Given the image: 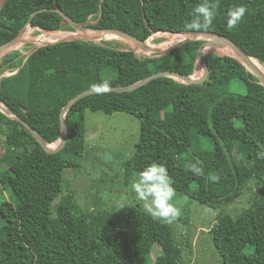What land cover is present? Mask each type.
<instances>
[{"label": "trees", "instance_id": "16d2710c", "mask_svg": "<svg viewBox=\"0 0 264 264\" xmlns=\"http://www.w3.org/2000/svg\"><path fill=\"white\" fill-rule=\"evenodd\" d=\"M204 2L59 0V6L77 23L93 21L89 28L120 29L144 41L159 32L218 33L264 65V0H208L217 5L212 25L186 28ZM239 5L247 11L238 27L229 30L227 12ZM55 7V0H6L0 9V47L30 20L33 28L74 31L61 15L51 12ZM201 44L191 42L165 56L142 58L132 48L82 40L44 45L29 56L14 50L1 59L0 72L10 76L2 81L0 100L52 144L61 137L63 107L78 94L105 82L110 87L133 85L164 71L192 76L199 67ZM206 58L211 72L202 84L159 78L133 92L80 100L67 115V146L56 154L48 153L20 122L0 112V223L4 229L0 264L187 262L173 228L141 206L121 203L86 210L74 191L64 194L66 172L82 169L90 146L88 112L139 118V141L134 156L123 163L126 173L162 164L177 193L207 208L227 207L254 182L257 188L249 207L236 218L221 215L208 231L223 264H264V159L258 158L264 149V86L232 56L210 50ZM240 132L243 138L238 137ZM191 164L203 168L204 175L192 174ZM186 243L191 247L190 241L182 244ZM156 244L162 252L154 261Z\"/></svg>", "mask_w": 264, "mask_h": 264}, {"label": "rangeland", "instance_id": "374dc122", "mask_svg": "<svg viewBox=\"0 0 264 264\" xmlns=\"http://www.w3.org/2000/svg\"><path fill=\"white\" fill-rule=\"evenodd\" d=\"M5 2L6 0H0V9ZM91 22L93 23V21ZM50 32L54 35H50ZM163 33H166L168 37L174 35L167 32ZM83 35L98 36L99 34L94 30L87 29ZM166 35H157L156 33L148 41L151 40L153 45L167 49L173 45L165 44L168 41ZM25 36H28V38L26 37L27 40L20 47L13 49V51L20 50L25 56H28L39 47L55 43L62 40V38L81 36V33L77 31L52 32L28 26L23 38ZM49 38L57 41L49 42L47 41ZM94 42L96 44L110 42L125 49L132 48V45L126 41L115 39L111 36H105L102 39L96 38ZM151 53L138 52L136 55L138 58H142L147 57ZM1 59L2 57H0V64ZM5 74L10 75L9 73ZM202 75L203 68L199 65L196 73L192 76L197 79L202 77ZM140 127V119L134 115L126 113L106 115L102 112H88L87 131L89 133L90 146L86 151L82 169L76 173L72 170L66 172L64 194L68 191H74L77 202L86 210H98L121 203H130L139 205L146 211L143 202L136 198L135 193L131 189L132 183L138 179V173L128 174L123 166V163L132 158L136 152ZM238 137L243 138L241 132ZM58 145L59 142L50 144L52 148ZM106 155L110 156V159H105ZM253 183H249L244 192L237 196L227 207L218 209L207 208L196 201H192L188 196L176 192L172 202L180 209V216L176 221L168 224L175 232L176 242L182 258L187 261L185 263L181 260L182 264H223L208 230L221 215L230 214L236 218L249 207L254 191L257 188ZM62 196L63 194L59 195L54 205L60 201ZM3 236L4 229L0 223V239ZM184 241H190L192 243L191 247H189V243H186V245L182 244ZM88 243V239L83 243V247L86 250L89 246ZM161 252L162 248L158 244L154 245L151 256L154 261Z\"/></svg>", "mask_w": 264, "mask_h": 264}, {"label": "water", "instance_id": "95a60500", "mask_svg": "<svg viewBox=\"0 0 264 264\" xmlns=\"http://www.w3.org/2000/svg\"><path fill=\"white\" fill-rule=\"evenodd\" d=\"M56 7L51 10L53 13H57L61 15L67 22L68 24L74 29V31H77L81 33V36L77 37H72V38H66L62 39L60 41H57L55 43L59 42H68V41H76V40H82L86 42H94L96 38H103L106 35H113L118 39L124 40L127 43L132 45V49L134 50L135 53L138 52H152L149 54L147 57H161L168 55L171 53L173 50H175L178 47L184 46L186 44H189L191 42H196V41H202V44L199 47L198 51V57L197 61L198 64L203 68V75L200 78L195 79L193 76H187L184 74H181L176 71H164V72H159L152 74L141 81L129 85V86H113L110 87V91L107 93H112V92H117V93H125V92H133L148 83L159 79V78H173L176 79L182 83L185 84H202L206 82L210 76V67L207 61V54L210 50H216V51H222L224 49H229L233 52L234 55H228L232 56L236 59H238L254 76H256L260 83L264 86V73L260 71L258 68H256L252 62L251 59L252 57L248 55V53L236 42L231 40L230 38L223 36L218 33H213V32H202V31H196V32H180V33H171V34H178V35H185L186 38L182 41H179L178 43L174 44L172 47H169L168 49H158L154 48L151 49L148 46V40L144 41L139 39L138 37L127 33L123 30L120 29H114V28H105V29H95V28H89L93 23L91 21H87L85 23H77L74 21L70 16H68L59 6V0H55ZM40 11H47L46 9H42ZM103 3L101 1V9H100V20L103 16ZM36 13L32 15V18L34 17ZM146 20V17H145ZM147 21V20H146ZM31 25V20L30 22L17 34V36L5 43L0 47V57H3L13 51L14 47L20 43L21 38L24 36L26 33V29L28 26ZM91 29L96 31L99 35L98 36H87L83 35V33L87 30ZM156 34V33H154ZM51 43V44H55ZM49 45V44H46ZM35 51V50H34ZM33 51V52H34ZM32 52V53H33ZM31 53V54H32ZM10 76L6 75L0 72V86L2 84V81L5 77ZM93 89H89L87 91H84L80 94H78L76 97H74L71 101H69L62 109L60 113V121H61V128H62V133L61 137L59 139V145L52 148L50 144L40 135V133L31 125L29 124L25 119L20 117L18 114H16L14 111L9 109L1 100H0V112L3 113L4 115L8 116L9 118H12L18 122H20L22 125H24L34 136V138L40 143V145L48 152V153H59L64 150V148L67 146L68 140H69V127L67 123V115L71 108L80 100L92 96V95H97Z\"/></svg>", "mask_w": 264, "mask_h": 264}, {"label": "clouds", "instance_id": "9594fccd", "mask_svg": "<svg viewBox=\"0 0 264 264\" xmlns=\"http://www.w3.org/2000/svg\"><path fill=\"white\" fill-rule=\"evenodd\" d=\"M216 7V4L205 0L204 3L196 7L194 19L185 25L186 28L198 30L210 27L216 16ZM246 11L247 9L243 5L229 9L226 21L227 28L232 30L238 27ZM93 90L98 94L107 93L110 91V85L107 82L93 85ZM258 158L264 159V149L258 153ZM105 159H110V156L106 155ZM189 171L196 176L202 177L204 175L203 168L198 167L196 164L189 165ZM172 185L173 180L169 176L166 167L162 164L151 163L142 172L138 173V179L132 183L131 189L136 198L143 202L148 214L171 224L180 216V209L172 202L176 196V190Z\"/></svg>", "mask_w": 264, "mask_h": 264}, {"label": "bare ground", "instance_id": "6f19581e", "mask_svg": "<svg viewBox=\"0 0 264 264\" xmlns=\"http://www.w3.org/2000/svg\"><path fill=\"white\" fill-rule=\"evenodd\" d=\"M51 33V32H50ZM47 35V34H46ZM50 35H54V34H50ZM157 35H166V33H163V32H160V33H157ZM106 36H111V37H113V38H115V39H118V38H116L115 36H113V35H106ZM167 36V35H166ZM26 37L28 38V36H25L24 38L22 37L21 38V41H20V43H18L15 47H14V49L15 48H18V47H20L21 45H22V43L24 42V41H26L27 39H26ZM58 37V36H57ZM69 37V36H68ZM162 37V36H161ZM168 37V36H167ZM186 38V36L185 35H178V34H175V35H171V36H169L168 37V41L165 43V44H167V45H174V44H176V43H178L179 41H182V40H184ZM59 39V38H58ZM63 39V38H62ZM55 40L56 39H52V38H49L47 41H49V42H55ZM57 41V40H56ZM176 42V43H175ZM148 43V46L151 48V49H154V48H158V49H164L162 46H155V45H153V43L151 42V40L150 41H148L147 42ZM43 45V44H42ZM168 49V48H167ZM223 54H226V55H234L233 54V52L231 51V50H229V49H224V50H222L221 51ZM251 62H252V64L256 67V68H258L260 71H262V73H264V65L263 64H261L257 59H255V58H252L251 59Z\"/></svg>", "mask_w": 264, "mask_h": 264}, {"label": "built area", "instance_id": "2783aa9c", "mask_svg": "<svg viewBox=\"0 0 264 264\" xmlns=\"http://www.w3.org/2000/svg\"><path fill=\"white\" fill-rule=\"evenodd\" d=\"M59 32H63V31H59ZM50 34H52V33H50Z\"/></svg>", "mask_w": 264, "mask_h": 264}, {"label": "crops", "instance_id": "0c3cea01", "mask_svg": "<svg viewBox=\"0 0 264 264\" xmlns=\"http://www.w3.org/2000/svg\"><path fill=\"white\" fill-rule=\"evenodd\" d=\"M2 1H4V0H2Z\"/></svg>", "mask_w": 264, "mask_h": 264}]
</instances>
